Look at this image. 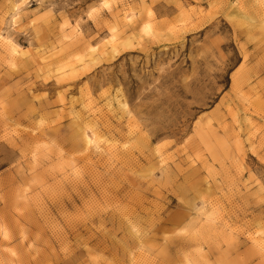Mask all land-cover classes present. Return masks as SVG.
Instances as JSON below:
<instances>
[{"label":"rangeland","instance_id":"1","mask_svg":"<svg viewBox=\"0 0 264 264\" xmlns=\"http://www.w3.org/2000/svg\"><path fill=\"white\" fill-rule=\"evenodd\" d=\"M0 264H264V0H0Z\"/></svg>","mask_w":264,"mask_h":264},{"label":"bare ground","instance_id":"2","mask_svg":"<svg viewBox=\"0 0 264 264\" xmlns=\"http://www.w3.org/2000/svg\"><path fill=\"white\" fill-rule=\"evenodd\" d=\"M10 50L12 51V53H13V51H15V50H13V48L12 47H10ZM17 51V50H16ZM93 145H95V144H93Z\"/></svg>","mask_w":264,"mask_h":264}]
</instances>
